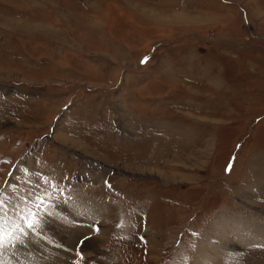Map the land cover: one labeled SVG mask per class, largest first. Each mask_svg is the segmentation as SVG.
I'll use <instances>...</instances> for the list:
<instances>
[{
  "label": "rangeland",
  "instance_id": "rangeland-1",
  "mask_svg": "<svg viewBox=\"0 0 264 264\" xmlns=\"http://www.w3.org/2000/svg\"><path fill=\"white\" fill-rule=\"evenodd\" d=\"M0 200V264H264V0H0Z\"/></svg>",
  "mask_w": 264,
  "mask_h": 264
},
{
  "label": "bare ground",
  "instance_id": "bare-ground-1",
  "mask_svg": "<svg viewBox=\"0 0 264 264\" xmlns=\"http://www.w3.org/2000/svg\"><path fill=\"white\" fill-rule=\"evenodd\" d=\"M81 206L82 205L79 204V206L78 207H75L74 210L77 212V210ZM97 208H98V206H97ZM228 223H229L228 224L229 227H239V228H243V229L248 230L251 233H253L255 235H258V236L260 234H263L262 233V229L259 226L255 225L253 223L247 222V221H242L240 219H231V220L228 221ZM222 232H225V229H223ZM66 233L69 236V231L63 230V234H66ZM225 233L227 234L228 232L226 231ZM69 237H72V236H69ZM226 237H227L226 235H222L223 240L221 241L219 239L217 241L216 245H218L219 248L216 245L214 246V244H209L208 247H206V248L203 247V249H202L203 250L202 256L205 258V260L202 259V263L203 262H205L206 264H219V263H221L224 251H222V252L220 251L221 253H218V251H216V250H220L223 246H226V245L228 246V243H227L228 240H225L224 239Z\"/></svg>",
  "mask_w": 264,
  "mask_h": 264
},
{
  "label": "snow or ice",
  "instance_id": "snow-or-ice-1",
  "mask_svg": "<svg viewBox=\"0 0 264 264\" xmlns=\"http://www.w3.org/2000/svg\"><path fill=\"white\" fill-rule=\"evenodd\" d=\"M3 201L0 200V209H2ZM26 224L28 229H32L37 226L38 221L36 219V214L33 213L31 210H28L26 214L20 217ZM6 222V218L0 215V247H3L7 241H11L15 238V232L19 231L23 233L24 229L21 228L19 225H15L12 230H5L4 224Z\"/></svg>",
  "mask_w": 264,
  "mask_h": 264
}]
</instances>
